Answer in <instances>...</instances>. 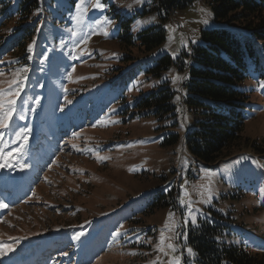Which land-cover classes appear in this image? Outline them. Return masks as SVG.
Here are the masks:
<instances>
[{
	"label": "rangeland",
	"instance_id": "1",
	"mask_svg": "<svg viewBox=\"0 0 264 264\" xmlns=\"http://www.w3.org/2000/svg\"><path fill=\"white\" fill-rule=\"evenodd\" d=\"M16 1L6 6L7 0H0V90L13 93L0 99H15V119L5 129V146L0 145V152H9L10 158L0 157V164H6L0 170L11 179L20 166L31 164L35 169L24 187L32 191L25 201L5 200L0 183V205H6L0 207L6 211L0 220V261H8L9 257L2 259L6 249L20 247L18 256L39 250L42 264H169L176 256L180 264H196L185 240L198 220H219L225 228L218 240L251 254L263 252L264 176L258 165L264 169V159L249 153L243 163L231 159L203 165L184 149L183 130L198 120L189 117L183 105L192 46L201 42V31L222 24L214 19L208 0H196L167 16L155 7V0H102L103 11L93 9L95 0H89L86 14L72 19L75 7L70 15L66 42L70 57L48 45L54 39L47 35L54 31L47 26L43 33L47 45L36 47L29 65L27 52L19 51L25 44L17 42L21 26L14 24ZM105 18L112 23H104ZM155 28L163 30L165 40L144 52L140 39ZM183 52L187 56L183 73L173 66L156 76L154 68L163 56L175 59ZM167 81L177 94L176 110L173 117L158 121L142 101ZM259 90L251 100L263 103L254 102L257 114L242 132L254 142L264 141V83ZM39 103L43 118L35 120L32 111V121L26 111ZM26 126L42 132L31 162L20 157L34 143L22 139L26 135L16 136ZM173 136L177 143L166 145ZM48 150L53 153L51 162L37 166ZM171 191L173 201L157 208ZM189 203L196 225L184 223ZM49 235L44 241L36 239Z\"/></svg>",
	"mask_w": 264,
	"mask_h": 264
},
{
	"label": "trees",
	"instance_id": "2",
	"mask_svg": "<svg viewBox=\"0 0 264 264\" xmlns=\"http://www.w3.org/2000/svg\"><path fill=\"white\" fill-rule=\"evenodd\" d=\"M194 1L155 0V7L163 9L167 16L169 12L185 9ZM76 2L45 0L46 26L54 31L51 35L55 40L69 26ZM208 2L214 19L222 24L219 28L201 31V42L192 46V64L183 84L186 92L183 105L187 115L198 120L192 123L191 118L189 120L191 124L183 136L184 149L190 158L203 165L231 159H240L243 163L249 153L264 159V141L254 142L242 136L244 124L257 114L253 112L254 102L263 103L251 98L258 97L259 87L264 83V0ZM9 4L12 5V0H7L6 6ZM14 8L17 17L14 24L25 27L26 46L19 48L22 54L35 34V23L31 25V22L39 15L38 0H17ZM150 30L140 39L144 52L152 51L165 40L162 29ZM185 57L184 52L175 59L163 56L164 59L154 68L156 76L168 72L173 66L183 72ZM176 96L166 84L157 93L144 98L142 104L149 114L161 121L174 116ZM177 141L178 138L173 136L165 143L172 145ZM243 180H239V184ZM167 196L169 199H162L156 204L157 208L173 201V191ZM234 200L238 202V198ZM218 217L223 219V216ZM219 222L198 220L196 227L189 229L186 245L193 250L196 264H264V253L251 254L241 246L218 240L225 228Z\"/></svg>",
	"mask_w": 264,
	"mask_h": 264
},
{
	"label": "snow or ice",
	"instance_id": "3",
	"mask_svg": "<svg viewBox=\"0 0 264 264\" xmlns=\"http://www.w3.org/2000/svg\"><path fill=\"white\" fill-rule=\"evenodd\" d=\"M142 2H143V0H136V3H142ZM88 3H89V0H77V2L75 4L77 15L72 16V19L78 20L79 15L86 14L88 12V10H89L88 7H87ZM91 7L93 9L103 11L104 8H105V4L102 2V0H95V2L91 4ZM129 7H131V6H129ZM39 11L40 10L38 9L37 12H39ZM201 11H204V10L202 9ZM35 14L36 13H34V15ZM208 15H210V13H208ZM104 23L111 24L112 21L110 19H108V18H105ZM141 23H145V22L137 21V25H139ZM203 23L207 24L208 23L207 19L203 20ZM72 34L76 35L75 32H73ZM104 35H108V33L105 32ZM194 42L195 41H193V43ZM34 43H35V41H33L32 43H30L28 45L27 50L29 52H31L33 50V44ZM173 55L175 56V54H173ZM176 79L177 78L174 77L173 81L175 82ZM13 83H18V82L17 81H13ZM5 95H7L9 97H12L13 93H12L11 89H9L7 92H4L3 90H0V97H3ZM15 95H19V92H16ZM177 99H179V97H177ZM69 103H70V101H69ZM14 104H15V99H12V98H9L7 100L0 99V129L8 127V121L11 119ZM21 134H22L21 132H17L16 136L20 137ZM0 136H2V133H0ZM3 156H4L3 152H0V157H3ZM4 166H6V164H0V167H4ZM180 203H181L182 206L185 205V201L183 199H181ZM0 207H6V205H0ZM187 207H188L189 211L186 213V215L184 217V223H185V225H187L189 222H191L192 225H196V223H197L196 216H195L194 212L191 209V204L189 203L187 205ZM170 215H172V214L170 213ZM116 234L119 235V233H116ZM167 247L174 251V245L173 244L169 243L167 245ZM10 250L11 249H6V251H10ZM159 250L163 251V248H160ZM186 251L190 255H194L193 250L191 248H187ZM153 264H156V262H153ZM169 264H180V257L179 256L173 257L169 261Z\"/></svg>",
	"mask_w": 264,
	"mask_h": 264
},
{
	"label": "bare ground",
	"instance_id": "4",
	"mask_svg": "<svg viewBox=\"0 0 264 264\" xmlns=\"http://www.w3.org/2000/svg\"><path fill=\"white\" fill-rule=\"evenodd\" d=\"M54 138L55 139L59 138V134L56 133L55 136H54ZM45 154H49L50 155V158H51V152H46ZM47 157H48V155H45L44 158H43V160H42V162L47 161L48 160ZM27 175H28V173H26V175H25V180L26 179H29ZM17 195H18V193H16V196ZM32 254H39V252L38 251H34V252H32ZM7 264H9V263H7Z\"/></svg>",
	"mask_w": 264,
	"mask_h": 264
}]
</instances>
